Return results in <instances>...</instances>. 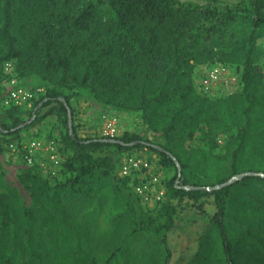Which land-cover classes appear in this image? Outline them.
<instances>
[{"label": "trees", "instance_id": "obj_1", "mask_svg": "<svg viewBox=\"0 0 264 264\" xmlns=\"http://www.w3.org/2000/svg\"><path fill=\"white\" fill-rule=\"evenodd\" d=\"M240 3L251 29L217 54L210 42L219 26L234 20L229 11L178 0H0V74L12 62L19 78L37 75L45 82L26 119L22 108L6 107L13 123L0 120V147L8 136L19 140L24 128L63 122L73 155L61 167L75 174L69 186L51 187L36 167L12 179L2 171L7 182L0 180V264H264V177L247 175L224 185L242 174L264 176V66L254 61L264 0ZM100 5L114 18L105 17ZM217 60L239 73L241 88L210 99L195 89L193 71ZM79 88L100 102L140 112L164 144L128 131L115 140L135 146L81 138L72 119L70 134L69 101ZM222 136L221 151L214 153ZM196 138L208 144L188 147ZM135 149L157 153L174 174L154 208L166 218L161 227L142 220L143 206L120 179V189L129 190L133 222L121 241L120 215L101 226L89 210L72 209L67 194L76 186L86 191L87 180L112 183L107 174L117 171L118 154ZM13 181L31 203L11 187ZM250 181L262 192L239 193ZM186 224L202 229L195 247L185 241L173 262L168 236Z\"/></svg>", "mask_w": 264, "mask_h": 264}, {"label": "rangeland", "instance_id": "obj_2", "mask_svg": "<svg viewBox=\"0 0 264 264\" xmlns=\"http://www.w3.org/2000/svg\"><path fill=\"white\" fill-rule=\"evenodd\" d=\"M184 5H191V6H197V7H211L214 8L220 12H231L232 15H234V20L227 22L225 26H219L217 29V32L213 35L212 41L210 44L214 46V51L219 54L221 52H228L231 48V46L234 43H237L240 41L243 37L247 36L248 32L251 29V20L250 17L248 18L246 13H244L241 10V3L240 0H178ZM100 9L103 12L104 16L110 19L114 18L113 11L110 10V8L107 5H100ZM209 26L210 24L207 23ZM201 31V30H200ZM255 53H254V61L261 66H264V25L260 27L256 34H255ZM214 63H221L219 60L215 61ZM213 64V63H211ZM223 64V63H222ZM14 66V64H13ZM204 67V65L197 66L193 71V79L194 83H196L198 76L200 74V69ZM15 69V66H14ZM16 72V71H15ZM18 77V76H17ZM19 78V77H18ZM19 80L22 82V84L25 87L28 88H36V87H42L45 85V82H43L39 76L37 75H31L28 77H22L19 78ZM8 92V83L7 78L5 74L3 73L2 68V74H0V120L3 121L6 125H12L13 120L7 117V111L10 108H6L5 106H2V102L5 99ZM69 104L72 108L73 115H71V119L73 121V127L75 128V131L78 135V137L86 138V137H94V138H104L100 135L99 129L101 128L103 122L107 120L110 117H116L119 121V130L120 135L124 131L132 132L143 139H147L153 143L156 144H164V138L160 134H155L151 132L148 128L145 122L142 119L141 113L131 110H125L120 109L118 107H114L112 105L106 104L104 102H100L93 94H91L88 90L85 89H77L75 91V95L71 98L69 101ZM29 110L26 109H19L18 112L22 113V118H27V113ZM25 114V115H23ZM23 124H19V127H23ZM45 131H41L40 129H43ZM66 127L63 125V122H56V123H46L43 125L38 126H31L22 129L19 134V139H29L32 137H37L36 135H41L39 137H42L44 135L45 137L52 136L59 139V146H61V153L63 155V162L65 159L69 158L73 155V149L70 147L69 142L66 139ZM235 131L230 132L229 134H234ZM226 136V135H225ZM224 136L221 137V139L224 142ZM4 139H8L9 143L14 142L12 139V136H8ZM1 143L2 138H0ZM16 141V140H15ZM207 141H202L199 139H194L192 141H189L187 143L188 147L191 148H200L205 145H207ZM211 144H213L211 142ZM218 144V143H217ZM115 153V150L107 149L105 152ZM149 151V150H148ZM221 151V145L216 146V150L214 149V153H219ZM150 152V151H149ZM151 154L157 156L159 159V155L157 153L151 152ZM20 161V160H19ZM18 163L22 166H24V163L20 161ZM13 163L12 157L9 155L6 145H1L0 147V180H3V182H7L4 178V172L3 170L6 169V167L12 166ZM165 175L166 180L169 181V179L174 174V169L172 167H165ZM37 168V167H36ZM23 169L20 167V170ZM47 169V168H46ZM40 175L44 178L50 181V186H56V185H64L69 186L71 184V181L74 179V173L70 174L69 171L65 168L63 170V167L58 168V171L55 176H52L49 173V169H39ZM104 173L103 171H99V175L102 176ZM71 175V176H70ZM108 177L112 180V183L118 190H120V178L117 176V171H109L107 174ZM12 177V176H11ZM13 178V177H12ZM240 179H237L234 182L239 181ZM11 184V187L15 189L16 192H19L22 194L24 201L29 204L31 203V198L29 195L24 192L20 186H17L16 183ZM9 185V184H8ZM126 193L129 192L128 188L125 187L123 189ZM244 190H251L257 193L262 192V187L260 184L254 183L252 181L247 182L244 186L239 187L238 191L241 193ZM209 213L211 212V206L209 207ZM141 217L142 220L151 226L161 227L166 223V218L160 216L156 209L154 208H148V207H142L141 209ZM152 218V220L150 219ZM149 219L150 222L149 223ZM202 227H194L190 224H186L185 227L176 233H171L168 236V242L169 246L171 247L173 251V257L172 261L177 259V255L179 253V250L184 246V242L187 241L191 243L192 247H195L196 244V236L197 233L200 232ZM174 262V261H173Z\"/></svg>", "mask_w": 264, "mask_h": 264}, {"label": "built area", "instance_id": "obj_3", "mask_svg": "<svg viewBox=\"0 0 264 264\" xmlns=\"http://www.w3.org/2000/svg\"><path fill=\"white\" fill-rule=\"evenodd\" d=\"M7 78L8 92L2 102L5 107H19L30 110L33 103L44 93V88L25 87L17 77L12 62L3 65ZM197 92L213 99L230 95L241 88V79L231 66L222 63L205 65L194 83ZM99 133L106 139L119 137V121L116 117L105 120ZM32 137L8 143L6 149L12 159L20 160L26 167H38L55 176L62 166L63 155L56 137ZM223 145L221 138L217 139ZM47 168V169H46ZM165 168L153 154L142 156L130 151L118 154L117 176L128 181L131 193L143 207L155 208L166 197Z\"/></svg>", "mask_w": 264, "mask_h": 264}, {"label": "crops", "instance_id": "obj_4", "mask_svg": "<svg viewBox=\"0 0 264 264\" xmlns=\"http://www.w3.org/2000/svg\"><path fill=\"white\" fill-rule=\"evenodd\" d=\"M40 130L45 131L44 128ZM42 136L45 137L44 135ZM130 152L142 156L151 155V152L147 149H135ZM12 161V166L6 167L4 170L6 176L9 175L10 179L15 177L20 167H26L25 165V167H22L18 163V160L12 159ZM86 184V191L79 190V186H76V192L70 191L67 194V196L70 195L68 200L69 206L75 211L89 210L98 219L100 225H104L105 227L107 224H110V219L114 220L120 215V239L121 241L124 240L126 233H130L133 230L132 217L128 214L132 209L131 204L127 203L128 194L122 188L118 190L108 180H92L91 182L87 180Z\"/></svg>", "mask_w": 264, "mask_h": 264}, {"label": "water", "instance_id": "obj_5", "mask_svg": "<svg viewBox=\"0 0 264 264\" xmlns=\"http://www.w3.org/2000/svg\"><path fill=\"white\" fill-rule=\"evenodd\" d=\"M64 103V105H66V103L65 102H63ZM71 124H72V122H71V114H70V110L68 109V128H69V132H70V134H71ZM22 126H24V125H22ZM105 142H107V143H120V144H122V145H126V146H135L136 144H137V142H133V143H130V144H123V143H121L120 141H118V140H115V139H108V140H105ZM142 143H144V142H142ZM146 144V143H145ZM158 149H160V148H158ZM261 176V177H264L263 175H260V174H242V175H240V176H237V177H233L232 179H230L229 181H227L224 185H229V184H231V183H233L234 181H236L237 179H241V178H243L244 176ZM178 177H180V171H178ZM178 184V180H176V185ZM224 185H222V186H224ZM191 187H188V186H183L182 187V189H185V190H188V189H190ZM215 188H218V187H215Z\"/></svg>", "mask_w": 264, "mask_h": 264}]
</instances>
